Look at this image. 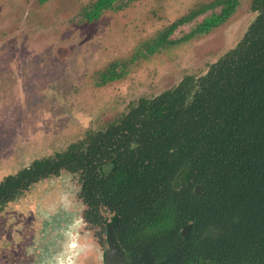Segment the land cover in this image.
<instances>
[{
  "label": "rangeland",
  "instance_id": "374dc122",
  "mask_svg": "<svg viewBox=\"0 0 264 264\" xmlns=\"http://www.w3.org/2000/svg\"><path fill=\"white\" fill-rule=\"evenodd\" d=\"M95 1L0 0V181L107 128L184 76L205 74L257 15L252 0H236L228 20L186 39L223 4L169 30L216 0H116L88 20ZM80 187L79 174L63 169L0 203V264H103L106 233L85 224ZM61 235L70 240L66 257ZM40 239L36 258L22 260L25 244Z\"/></svg>",
  "mask_w": 264,
  "mask_h": 264
},
{
  "label": "trees",
  "instance_id": "16d2710c",
  "mask_svg": "<svg viewBox=\"0 0 264 264\" xmlns=\"http://www.w3.org/2000/svg\"><path fill=\"white\" fill-rule=\"evenodd\" d=\"M115 1L96 0L84 15L97 19ZM216 4L221 11L186 39L225 22L237 1L192 9L169 30ZM252 9L242 39L205 74L185 76L66 151L8 175L0 203L66 169L80 174L90 222H98L101 205L113 210L126 199L117 237L130 264H264V0H252ZM108 162L114 166L105 175ZM147 200L148 227L133 226L146 216Z\"/></svg>",
  "mask_w": 264,
  "mask_h": 264
},
{
  "label": "flooded vegetation",
  "instance_id": "af4514ba",
  "mask_svg": "<svg viewBox=\"0 0 264 264\" xmlns=\"http://www.w3.org/2000/svg\"><path fill=\"white\" fill-rule=\"evenodd\" d=\"M237 7V6H236ZM233 14V13H232ZM208 17V16H207ZM206 18V17H205ZM229 19V18H228ZM227 19V20H228ZM255 19V18H254ZM253 19V20H254ZM253 22V21H252ZM222 24V23H221ZM220 24V25H221ZM251 24V23H250ZM219 26V25H218ZM249 27V26H248ZM213 29V28H212ZM248 29V28H247ZM247 31V30H246ZM204 33V32H203ZM208 71V70H207ZM203 75V74H202ZM187 76V75H186ZM201 76V75H200ZM185 77V76H184ZM183 77V78H184ZM196 77H199V76H196ZM181 82V81H180ZM179 82V83H180ZM178 83V84H179ZM177 84V85H178ZM176 85V86H177ZM132 147L133 148H137L138 147V144L137 143H133V145H132ZM110 163H112V162H108V163H105L104 165H103V167L105 166V165H110ZM114 166V165H113ZM113 166L111 167V168H109V170L107 171V172H103V167H102V173L103 174H109L111 171H112V169H113ZM63 169H61L60 170V172L58 173V174H51V175H49V176H47V177H45V179L46 178H48V177H50V176H57V175H59L60 173H61V171H62ZM66 170V169H65ZM68 171V170H67ZM75 174H78V173H75ZM11 175H13V174H11ZM79 177H80V174H79ZM42 179H44V178H42ZM41 179V180H42ZM41 180H38V181H36V182H39V181H41ZM80 181H81V187H80V191H79V197L81 198V200H82V203L84 204V206H85V208H84V210H83V213H82V217H83V219H84V221H85V224L87 225V226H91V227H101V229H104V232L106 233V243H107V246H106V248H105V250H104V252H103V264H106V251L109 249V227L110 226H114V231H115V236H116V238H117V241H118V244L122 247V249H123V252H124V254H125V256H126V258H127V264H130V260H129V258H128V256L126 255V253H125V250H124V248H123V246H122V244L120 243V241H119V239H118V237H117V230L119 229V226H120V223H121V218H122V215H123V211H125L124 210V207H123V205H124V202H126V199H122V198H117V205L114 207V209L113 210H111L110 208H108L107 206H104V205H101L100 207H99V211H98V214H99V220H98V222H90L89 220H87V218H86V212H87V210L89 209V206L86 204V202L84 201V199H83V195H82V180H81V178H80ZM196 191V190H195ZM59 197H61V195L59 196ZM131 200V199H130ZM140 201H142V200H140ZM146 206H147V214H146V216H143L142 215V217H139V216H137V220H136V222H133L132 224H133V226L135 225V226H139V227H148V200L146 201ZM108 213H110L111 214V217H110V219L108 220ZM139 215H141V214H139ZM134 221H135V218H134ZM41 225H42V223H41ZM54 225H60V226H67L68 225V223H52V225H51V227H54ZM59 229H61V227H58ZM54 229L55 230H58L57 228H55L54 227ZM184 230V229H183ZM57 239H61V240H63V251L61 252V253H59L60 255H65V257L67 256V253H68V248H69V244H68V242L70 241L69 239H68V237H66V236H64V235H61L59 238H57ZM41 240V242L39 243H37L38 244V246H37V244H36V246H30V245H28L27 246V244H25V246L27 247V252L25 253V252H21L20 253V255H21V257H22V260H24L25 258H29V259H31V260H33V259H35L36 258V255L38 254L37 252H40V250H41V248H43V246H42V239H40ZM101 242V241H100ZM101 243H103V242H101ZM44 250V249H43ZM42 250V251H43ZM56 252H54V254H55ZM11 254H16L17 255V253H15V252H13V253H11ZM18 256V255H17ZM69 260V264H72V259H68ZM205 264H211V263H205Z\"/></svg>",
  "mask_w": 264,
  "mask_h": 264
},
{
  "label": "water",
  "instance_id": "95a60500",
  "mask_svg": "<svg viewBox=\"0 0 264 264\" xmlns=\"http://www.w3.org/2000/svg\"><path fill=\"white\" fill-rule=\"evenodd\" d=\"M113 166L105 165L103 167V172H107L109 168ZM202 189L201 185L196 186V192L199 193ZM189 227H185L183 234L187 236ZM106 264H127V258L123 252L122 247L118 244L117 238L115 236L114 226L109 227V249L106 251Z\"/></svg>",
  "mask_w": 264,
  "mask_h": 264
}]
</instances>
